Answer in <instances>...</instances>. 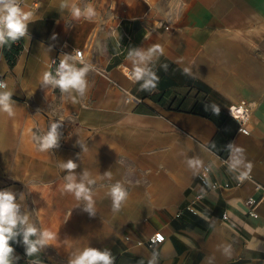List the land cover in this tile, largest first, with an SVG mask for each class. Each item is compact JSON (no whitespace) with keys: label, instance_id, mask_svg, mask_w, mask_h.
<instances>
[{"label":"crops","instance_id":"0c3cea01","mask_svg":"<svg viewBox=\"0 0 264 264\" xmlns=\"http://www.w3.org/2000/svg\"><path fill=\"white\" fill-rule=\"evenodd\" d=\"M22 9L32 15L20 52L11 62L0 48L12 112L0 111V190H14L21 214L55 239L28 256L15 237L13 264H68L87 247L114 264H264V0H26ZM62 46L105 71L89 70L83 93L42 82ZM135 67L155 87L142 88ZM128 92L142 104L126 102ZM242 103L246 130L227 112ZM53 123L61 142L40 151ZM69 159L91 208L64 190ZM204 166L210 182L232 187L204 185ZM241 171L249 178L236 185ZM117 182L127 195L114 210ZM157 231L166 239L150 247Z\"/></svg>","mask_w":264,"mask_h":264},{"label":"clouds","instance_id":"9594fccd","mask_svg":"<svg viewBox=\"0 0 264 264\" xmlns=\"http://www.w3.org/2000/svg\"><path fill=\"white\" fill-rule=\"evenodd\" d=\"M65 5L62 4L61 7ZM72 15L79 18L82 15L81 9L73 5ZM83 14L87 19L96 15L93 7L87 6ZM32 13L25 12L19 4V0H0V46L8 44L9 41L15 42L27 33L28 21ZM159 45L154 46L148 50V54L159 51ZM131 55V53H129ZM141 62L145 60V55L140 52L136 53ZM83 61V54L76 51L75 56L65 55L61 59L59 66L55 70V74L51 71H46L43 74L42 82L44 84H51L53 88H59L61 94L70 93L75 90L78 93H83L86 89L87 81L85 79L89 67L85 65L83 68H77L75 61ZM69 61H72L70 63ZM145 69L135 67L133 75L135 81L143 80L141 85L144 89L155 87L152 79H145L148 75ZM154 76V74H152ZM7 85L4 81H0V89L6 88ZM10 92H0V111L8 112L12 115L10 105ZM75 102V98H73ZM59 125L53 123L51 130L46 136L40 138V151H46L56 145L57 132L56 129ZM191 163H198L190 161ZM78 167L77 163L69 159L66 163L61 164L62 170H67L68 175L65 180L68 181L64 185V190L68 193L74 194L79 200H88L90 203L89 208L92 207L91 196L89 189L85 186L83 180L80 183L76 182L74 170ZM87 175V174H86ZM110 176L111 173H106ZM93 181H89L92 183ZM21 198L23 194L21 193ZM109 195L112 198L113 209H117L120 202L127 195L126 191L122 188L121 184L117 182L110 189ZM21 205L17 203V193L11 188L0 190V264H13L14 260L19 257L14 255V248L10 242H15V237L23 235V243L26 247V255L32 256L37 253L42 247L48 244L49 241L55 239L52 232L47 229L40 230L35 224L31 223L28 215L21 214ZM32 237H37L35 240ZM115 257L108 250L101 251L97 248L87 247L82 251L75 252L71 255L68 264H114Z\"/></svg>","mask_w":264,"mask_h":264},{"label":"built area","instance_id":"2783aa9c","mask_svg":"<svg viewBox=\"0 0 264 264\" xmlns=\"http://www.w3.org/2000/svg\"><path fill=\"white\" fill-rule=\"evenodd\" d=\"M25 2H26V0H19V4H20L21 8H23ZM14 43L16 45H20L23 42L21 39H18ZM0 48L4 49V45L0 46ZM76 51H80L83 54V61L82 62L80 60L76 61L80 65L81 68H83V67H85V65H87L89 67V70H97L99 73L105 74V71L103 69H100L95 64H90L87 62V55H86V52L83 48H72V47L68 48L66 46H62V47L57 49L56 55L50 61L49 71H51L53 74H55V70L59 66L61 59L64 58L63 55L75 56ZM131 78H133V77H131ZM0 81H3L1 76H0ZM126 102L139 105V104H142L143 98L128 92V95L126 97ZM227 112L232 118H234L237 121L240 130H246L247 123L251 119L252 115H251L250 108L245 103L231 105L228 108ZM37 140L39 142L38 137H37ZM60 142H61V136L57 135V142L56 143H60ZM209 172H210V168L208 166H204L203 169L199 173V179L204 185L211 186L214 188L220 187V186H225V187H229V188L232 187V185L229 183L221 184V183L216 182V181L210 182ZM247 178H249L248 174H246L245 172H242V171L239 172L238 182L236 185H241ZM262 188L264 189V187L261 184L257 183V189H262ZM247 203L251 207L250 214L252 216L256 217L257 213L255 212V210L252 206L255 203V200L253 198H250L247 200ZM165 239H166V237H165L164 233L162 231H157L147 243L150 247H154L157 244L163 243L165 241Z\"/></svg>","mask_w":264,"mask_h":264},{"label":"trees","instance_id":"16d2710c","mask_svg":"<svg viewBox=\"0 0 264 264\" xmlns=\"http://www.w3.org/2000/svg\"><path fill=\"white\" fill-rule=\"evenodd\" d=\"M22 40V38H20ZM22 48V44L20 45H16L14 42L9 41L8 44L4 45V49H5V56L11 61L13 62L16 55L20 52Z\"/></svg>","mask_w":264,"mask_h":264}]
</instances>
